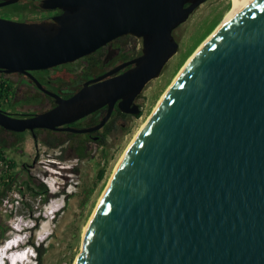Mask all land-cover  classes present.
Here are the masks:
<instances>
[{"label":"water","instance_id":"95a60500","mask_svg":"<svg viewBox=\"0 0 264 264\" xmlns=\"http://www.w3.org/2000/svg\"><path fill=\"white\" fill-rule=\"evenodd\" d=\"M207 1L45 0L43 10L62 14L0 18V72L74 63L123 36L143 43L141 56L71 98L51 94L49 112L16 119L0 110V127L58 130L108 107L94 128L62 129L93 132L117 103L138 116L135 101L178 52L174 30ZM76 264H264V0L215 33L157 106L107 186Z\"/></svg>","mask_w":264,"mask_h":264},{"label":"rangeland","instance_id":"374dc122","mask_svg":"<svg viewBox=\"0 0 264 264\" xmlns=\"http://www.w3.org/2000/svg\"><path fill=\"white\" fill-rule=\"evenodd\" d=\"M232 2L233 0H209L174 30L173 35L179 43L178 52L168 62L161 77L146 86L138 101L143 109L142 117L130 122L121 120L119 132L106 144L88 145L85 159L75 158V140L68 144L67 139H58V145L48 146L53 140L51 134H44L40 141H34L29 135L18 136L17 139L8 136L12 146L7 148L4 141L0 143L5 157L16 164V167L6 174V179L10 176L14 178L13 183L3 186V175L7 167L5 163L0 162V225L7 231L5 238H0V259L4 257L5 264H15L14 255H18L17 258L22 261L19 264H32V245L37 247L38 244L41 245L38 264H75L82 249L85 227L116 166L138 131L154 112L163 94L204 41L191 51L195 42L200 40L212 23L218 22L216 28L218 27ZM17 6L19 5L0 8V16L10 17V13L18 12ZM208 37L209 35L206 38ZM3 136L4 133L0 132V141ZM52 160L58 161L59 165L51 164ZM23 164L26 165L24 168ZM61 166L69 170H63ZM52 167L61 172L58 180L51 179ZM102 169H105V176L99 179ZM55 181L64 186L71 181V186H68L71 194L62 201L63 211L55 221L46 222L45 214L50 209L45 207V202L48 201L51 191L56 189ZM42 183H45L47 193L43 192ZM15 199L18 202L12 204V210L9 205L5 211V200L12 203ZM17 213L18 218H15ZM33 215H39V220L30 217ZM35 226L38 227L36 233L32 231ZM48 234L50 235L45 238Z\"/></svg>","mask_w":264,"mask_h":264},{"label":"flooded vegetation","instance_id":"af4514ba","mask_svg":"<svg viewBox=\"0 0 264 264\" xmlns=\"http://www.w3.org/2000/svg\"><path fill=\"white\" fill-rule=\"evenodd\" d=\"M44 1L20 0L15 3L19 5L17 6L18 12L10 13V17L0 16V18L17 22H38L50 21L62 14L60 10H43L41 6ZM142 51V40L133 36H123L114 39L95 53L74 63L60 65L48 70L30 71L28 74L0 72V110L16 119H29L38 114L49 112L57 107L56 99L51 94H56L67 100L79 92L85 83L127 65V63L141 56ZM133 66L128 65L110 77L121 75ZM36 81L42 86L43 90L38 87ZM141 96L135 101L140 108L138 116L122 112L117 103L108 121L97 131L79 133L62 129L85 130L94 128L106 117L108 107L101 108L71 124L61 126L58 130L36 129L34 132L15 133L0 127V132L4 133L0 143L4 141V146L7 148L10 145L8 136L17 139L18 136L29 135L34 141H40L44 134H51L54 141L52 146L59 144L58 139H67L66 143L68 144L75 140V155L78 154L79 148H85L87 153L89 144H99L112 139L119 132V122L121 120L130 122L142 117L143 109L138 103ZM50 163L59 165L56 160L50 161ZM25 166V164L22 165L23 168ZM54 169L60 171L58 168Z\"/></svg>","mask_w":264,"mask_h":264},{"label":"bare ground","instance_id":"6f19581e","mask_svg":"<svg viewBox=\"0 0 264 264\" xmlns=\"http://www.w3.org/2000/svg\"><path fill=\"white\" fill-rule=\"evenodd\" d=\"M254 0H233V2H232V5H231V7H230V9L228 10V12L224 15V17H223V19H222V21L220 22V24L218 25V27L214 30V32L211 34V35H209V37L208 38H206V40H204V42H202V44L199 46V48L195 51V53L190 57V59L188 60V62L184 65V67H183V69L182 70H180V72L178 73V75H177V77L175 78V80H174V82L169 86V88L166 90V92L163 94V96L161 97V99H160V101H159V103H158V105L161 103V101H163V99H165V97L167 96V94H168V92L170 91V89L174 86V84L176 83V81L179 79V77H180V75H181V73L184 71V69H185V67L187 66V65H189L190 64V62L193 60V58L196 56V54L199 52V50L205 45V43L215 34V33H217L219 30H221L224 26H226L228 23H230L233 19H235L247 6H249L252 2H253ZM157 105V106H158ZM157 108V107H156ZM156 108H155V110H156ZM154 110V111H155ZM154 113V112H153ZM153 113H152V115H153ZM151 115V116H152ZM151 116L148 118V120L151 118ZM148 120L144 123V125L141 127V129L138 131V133L136 134V136H135V138H134V140L132 141V143L130 144V146L128 147V149L125 151V153H124V155H123V157H122V159L120 160V162L118 163V165L116 166V169H115V171H114V173H113V175H112V177H111V179H110V182L112 181V179H113V177H114V175H115V173H116V171H117V169H118V167H119V165H120V163L122 162V160L124 159V157L126 156V154H127V152L130 150V148H131V146L134 144V142H135V140L138 138V136L140 135V133L142 132V130L144 129V127H145V125H146V123L148 122ZM53 161V160H52ZM50 170H51V172L53 173V176H52V178L51 179H59L60 178V176H61V172L60 171H58L57 169H54L53 167L52 168H50ZM56 182V181H55ZM110 182H109V184H110ZM57 184H59L58 182H56ZM108 184V185H109ZM106 190H107V188H106ZM105 190V191H106ZM105 191H104V193L102 194V196H101V198H100V200H99V202H98V205H99V203H100V201L102 200V198H103V196H104V194H105ZM6 201V200H5ZM9 201V200H8ZM15 202H18V200L17 199H15V200H13V202L11 203L10 201H9V203L5 206V202H4V207L6 208V207H8L9 205L11 206V210H12V208H13V205L12 204H15ZM97 205V206H98ZM96 209H97V207H96ZM96 209H95V211H96ZM5 211H7V208H6V210ZM95 211H94V213H95ZM94 213H93V215H94ZM18 213L16 214V216H15V218H18ZM93 215H92V217H93ZM92 217H91V219H92ZM34 218L37 220L38 218H39V215H37V216H34ZM91 219H90V221H89V223L86 225V227H85V230H84V234L86 233V231H87V229H88V227H89V225H90V223H91ZM39 220V219H38ZM84 236V235H83ZM75 264H76V262H75Z\"/></svg>","mask_w":264,"mask_h":264},{"label":"clouds","instance_id":"9594fccd","mask_svg":"<svg viewBox=\"0 0 264 264\" xmlns=\"http://www.w3.org/2000/svg\"><path fill=\"white\" fill-rule=\"evenodd\" d=\"M59 164V163H58ZM61 168L63 170H69V169H66L64 167L61 166ZM71 181L69 182V184L67 185H62V184H57L55 182V185H56V189H54L53 191H51V194L49 195V198H48V201L45 202V207L47 209H50V211H48L45 216H46V222L47 221H51V222H54L56 217L58 215H60V213L63 211V204H62V201L68 196L70 195V190H69V187L68 186H71ZM65 207V206H64ZM35 215L33 216H30V217H34ZM14 229V228H13ZM14 231V230H13ZM32 231H35V233L38 231V227H32ZM34 233V235H35ZM50 234L46 235L45 238H47ZM38 238H40V236H37ZM44 238V239H45ZM41 239V238H40ZM40 249H41V245H37V247H35L34 245H32V256H33V263L32 264H38V257H39V253H40ZM18 255H14L15 257V264H19V263H22L21 260H19L17 258ZM32 259V260H33ZM3 264H5V259L3 261Z\"/></svg>","mask_w":264,"mask_h":264},{"label":"trees","instance_id":"16d2710c","mask_svg":"<svg viewBox=\"0 0 264 264\" xmlns=\"http://www.w3.org/2000/svg\"><path fill=\"white\" fill-rule=\"evenodd\" d=\"M218 22H215V23H212L211 25H209L206 29V31L204 32V35L200 38V40L196 41L194 46L192 47L191 51H193V49L195 47H197L202 41H204L206 39V37L208 35H210L214 29L216 28ZM57 141V140H56ZM54 143V141H50L48 143V146L52 147V144ZM106 144V141H103L101 143H99V145H104ZM87 156V153H86V149L85 148H79L78 149V154L75 155V158L77 159H85ZM0 162H3L6 164V167H7V171L5 172V175H3V186H8L9 184H12L13 183V180L14 178L12 176H10L8 179H6V174H9V172L11 170H13L15 167H16V164L13 160H8L5 155H4V152L2 150H0ZM10 170V171H9ZM105 176V169H102L100 171V174H99V179H102L103 177ZM7 181V182H6ZM41 188L43 189V192L44 193H47L48 191L46 190V185L45 183H42L41 184ZM31 189V188H30ZM20 190V189H19ZM21 192V190H20ZM37 227V226H35ZM7 231L5 228H3L1 225H0V238L1 240H3L5 238V235H6ZM41 251V249H40ZM38 260H39V257H38Z\"/></svg>","mask_w":264,"mask_h":264},{"label":"built area","instance_id":"2783aa9c","mask_svg":"<svg viewBox=\"0 0 264 264\" xmlns=\"http://www.w3.org/2000/svg\"><path fill=\"white\" fill-rule=\"evenodd\" d=\"M8 203H9V201H8V200H6V201H5V206H6Z\"/></svg>","mask_w":264,"mask_h":264}]
</instances>
